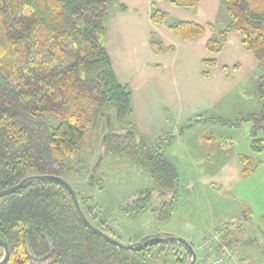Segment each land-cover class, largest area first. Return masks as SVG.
<instances>
[{"label": "trees", "instance_id": "obj_1", "mask_svg": "<svg viewBox=\"0 0 264 264\" xmlns=\"http://www.w3.org/2000/svg\"><path fill=\"white\" fill-rule=\"evenodd\" d=\"M114 1L0 0V191L30 175L65 179L68 157L78 149L87 130L98 124L107 104H116L119 120L132 113V92L117 78L106 47L107 20ZM171 2L185 8L199 5V0ZM221 6L228 14L223 27L219 19L205 26L176 21L169 28L185 40L213 31L215 36L206 41L213 54L222 51L229 33L241 34L243 46L254 54L263 73L258 79L261 110L238 122L252 120L254 134L264 132V0H221ZM167 17L156 8L151 14L155 23H163ZM151 46L157 53L165 49L156 35L151 36ZM204 62L209 66L218 63L216 58ZM47 113L58 118L57 126L47 123ZM170 143V135L155 141L134 126L106 134L105 153L127 154L153 182L152 189L137 193L122 206L131 216H138L159 197L163 198L160 217L170 216L167 206L173 203L179 177L165 155ZM251 147L264 151V138L255 136ZM241 160L245 164L242 173L250 175L253 159L241 156ZM76 192L89 221L109 234L106 221L89 205L92 197ZM0 239L10 248L5 264L190 263L186 247L178 242H154L140 249L111 243L82 220L68 188L54 180H31L0 197ZM222 240L215 241L207 252H220L221 244L232 249L239 242L233 238V230L224 231ZM248 240V245H259L255 239ZM51 247L52 254L42 260L28 252L29 248L41 258ZM3 256L0 244V260ZM241 264L250 262L242 257Z\"/></svg>", "mask_w": 264, "mask_h": 264}, {"label": "rangeland", "instance_id": "obj_2", "mask_svg": "<svg viewBox=\"0 0 264 264\" xmlns=\"http://www.w3.org/2000/svg\"><path fill=\"white\" fill-rule=\"evenodd\" d=\"M220 20L223 27L228 14L223 12ZM262 73L263 67L248 73L245 82L208 120L192 117L188 121L192 126L181 129L180 125L177 133L170 123L164 131L149 136L152 140L167 133L171 136L165 155L179 177L167 218L160 217L162 197L135 217L122 208L137 193L152 189L153 182L127 154L105 153L107 133L130 126L139 130L131 114L119 120L115 103L106 105L98 124L87 130L78 149L68 157L65 180L83 196L92 197L89 205L106 221L110 236L123 244H136L152 235H172L195 245V264H209L217 251L208 253L205 239L211 243L215 234L233 230V238L239 240L232 246L236 253L264 259V151L251 147L255 136L264 138V132L254 134L252 120L238 122L242 116L261 110L258 79ZM46 120L51 127L59 123L52 113L46 114ZM241 156L253 159L254 170L248 176L242 173L245 164ZM248 239L257 240L259 245H248Z\"/></svg>", "mask_w": 264, "mask_h": 264}, {"label": "crops", "instance_id": "obj_3", "mask_svg": "<svg viewBox=\"0 0 264 264\" xmlns=\"http://www.w3.org/2000/svg\"><path fill=\"white\" fill-rule=\"evenodd\" d=\"M155 8L168 14L165 22L152 20ZM222 14L221 0H199L195 8L176 6L171 0L114 1L107 20L106 47L117 78L132 92L131 116L142 134L149 137L162 132L170 123L176 130L192 117L208 120L245 82L248 73L261 67L243 46L238 32L229 33L222 51L213 54L206 47L207 39L215 36L213 31L185 40L169 28L173 21L215 24ZM152 35L165 47L162 52L152 48ZM214 58L216 66L205 64V60ZM242 257L250 264H264L261 258L255 260L248 254Z\"/></svg>", "mask_w": 264, "mask_h": 264}, {"label": "water", "instance_id": "obj_4", "mask_svg": "<svg viewBox=\"0 0 264 264\" xmlns=\"http://www.w3.org/2000/svg\"><path fill=\"white\" fill-rule=\"evenodd\" d=\"M35 179L54 180V181H58V182L64 184L68 188V190H69V192H70V194L72 196V199L74 201V204L76 206V209H77L80 217L82 218V220L93 231H95L96 233H98L100 236L104 237L105 239H107L111 243H113L115 245H118L119 247L125 248V249H140V248H143V247H147L148 245H150L151 243H154V242H157V243H159V242H178V243L183 244L186 247V249L188 251V254H189V257H190V263L189 264H195L196 263L197 254H196V251H195V247L189 241H187L184 238H180V237H176V236H172V235H165V236L152 235L148 239L143 240V241H141L139 243L132 244V245H126V244H123L122 242L118 241L114 237L110 236L109 234H107L103 230L99 229L98 227L94 226L89 221L88 217L85 215V213H84V211H83V209H82V207H81V205L79 203L76 190L73 188V186L68 181H66L64 178H62L60 176H55V175H30V176L25 177L24 179H22L18 184L0 191V197H3L5 195L11 194V193L17 191L18 189L22 188L26 183H28L31 180H35ZM0 244L4 248V256L0 260V264H5L8 261L9 256H10V248H9L8 244L5 241H3L2 239H0ZM28 252H29V255L31 257H33L34 259L42 260V259H46L47 257H49L52 254L53 249L51 247L50 252L47 255H45L44 257H41V258H38V257L34 256L31 253V251L29 250V248H28Z\"/></svg>", "mask_w": 264, "mask_h": 264}, {"label": "built area", "instance_id": "obj_5", "mask_svg": "<svg viewBox=\"0 0 264 264\" xmlns=\"http://www.w3.org/2000/svg\"><path fill=\"white\" fill-rule=\"evenodd\" d=\"M224 231L220 234H215L213 241L210 243V239L206 238L205 243H208L207 247H211L215 241L223 243L222 236ZM241 264V256L236 253L235 250L228 247L226 244H221V251L216 254V257L211 260L209 264Z\"/></svg>", "mask_w": 264, "mask_h": 264}]
</instances>
